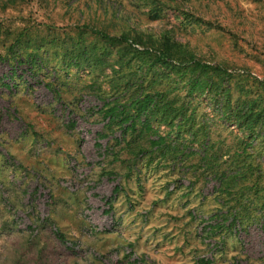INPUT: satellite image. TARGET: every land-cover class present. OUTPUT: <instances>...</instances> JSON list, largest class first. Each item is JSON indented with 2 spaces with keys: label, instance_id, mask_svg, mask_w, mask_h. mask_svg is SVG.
Returning a JSON list of instances; mask_svg holds the SVG:
<instances>
[{
  "label": "rangeland",
  "instance_id": "374dc122",
  "mask_svg": "<svg viewBox=\"0 0 264 264\" xmlns=\"http://www.w3.org/2000/svg\"><path fill=\"white\" fill-rule=\"evenodd\" d=\"M147 5L0 0V264H264V211L251 192L245 191L244 206L237 207L240 227L212 234V216L220 212L217 183L209 171L194 167L198 155L186 160V169L193 166L189 170L164 159L161 151L134 157L131 141L138 132L121 141L118 128L104 127L103 103L125 82H138L134 65L117 74L95 65L67 68L63 42L34 53L42 65L25 58L34 47L19 49L22 63L9 53L25 27L31 38L64 41L75 37V24L92 21L110 34L128 32L143 42L167 31L197 59L233 76V102L258 93L257 82H264V0H152ZM158 6L163 9L154 19ZM86 38L94 40L88 31ZM162 70L152 68L145 89L168 88ZM192 99L195 122L210 123L213 151H228L212 171L231 174L241 168L249 178L251 164L264 184V137L251 142L244 138L247 132L220 119L208 98ZM153 128L167 144L189 139L187 132L177 136L166 125ZM241 139L251 142L242 154ZM145 140L135 141L143 146Z\"/></svg>",
  "mask_w": 264,
  "mask_h": 264
},
{
  "label": "trees",
  "instance_id": "16d2710c",
  "mask_svg": "<svg viewBox=\"0 0 264 264\" xmlns=\"http://www.w3.org/2000/svg\"><path fill=\"white\" fill-rule=\"evenodd\" d=\"M137 1L140 5L148 7V1L152 0ZM162 9V6H158L156 10L159 11L154 14V19L159 17ZM79 16L81 20V13ZM94 23L95 21L83 22L82 26L77 25L79 23L75 24L77 27V31L74 32L75 37H69L66 41L49 36H47L48 40L42 36L31 38L27 33L29 28L25 27L8 48L9 53L14 59L16 58L17 62L22 63L24 62L23 56L18 53L19 49L34 47L33 54L30 53L25 58L30 65L37 63L42 65L43 61L38 54L34 53H37L42 46L63 42L61 44L65 50L62 53L64 56L62 63H65L67 68L95 65L100 70L107 67L117 74L122 68L134 65L136 68L134 73L139 77L138 82H125L124 88L117 96L103 103L104 127L106 129L118 128L121 141H124L130 132H138V135L131 141L133 146L130 153L134 157H144L151 155L152 152L161 151L164 159L166 157L172 163H183L181 165L183 169H186V160L195 154L198 155L199 163L194 167L197 170L201 169L202 174L209 171L207 175L217 183L215 193L219 199L220 212L212 216L216 223L210 226V233L215 234L216 231L227 227H240L242 221L237 207L244 206L247 190L255 196L256 202L261 201L260 210L264 211V184L260 180L261 176L257 166L253 167L250 164L247 169L246 164L241 166L249 172L251 175L249 178H245L246 172L241 168L231 174L222 171L213 172L215 162L227 157L228 151L224 153L213 151L209 132L210 123L208 120L196 123L194 119V107L196 106L191 108L192 98H208L214 112L220 115L222 121L247 132L244 138L248 136L251 142L257 141L258 138L264 137V82H257L258 93L256 95H251L249 98L245 96L233 102L230 84L233 76L220 66L197 59L169 32H162L158 40H152V37L146 36V42H143V37H133L128 32L110 34L105 29L93 26ZM128 29L130 32L134 31L131 25H128ZM85 30L94 37L93 41L87 43V31ZM68 42L69 46H66ZM98 44L105 48L99 47ZM135 45L141 49L136 48ZM111 58L115 60L111 62ZM155 67L163 68L162 77L169 81L167 89L151 90L149 87L145 89L143 80ZM183 91L185 97L179 95ZM153 124L169 126L171 132L174 131L177 136L187 132L189 139L187 143L184 140L183 144H178L174 140L167 144L168 138L158 135ZM143 137L146 139V145L142 146L135 140ZM251 142L244 143L242 139L240 140L239 144L244 145L240 151L241 154L250 148ZM163 145L166 146L162 147ZM193 146L197 149L196 152L191 151ZM231 157L234 158V156ZM235 161L238 160L235 159ZM237 165L239 166L238 163ZM190 167L193 168L192 165ZM190 167L187 169L189 170ZM240 181L242 183L238 185ZM230 201L233 202L232 205L228 204ZM260 222L264 232V212L261 214ZM226 223L227 225L224 226Z\"/></svg>",
  "mask_w": 264,
  "mask_h": 264
}]
</instances>
